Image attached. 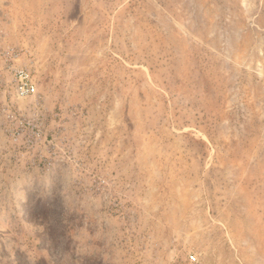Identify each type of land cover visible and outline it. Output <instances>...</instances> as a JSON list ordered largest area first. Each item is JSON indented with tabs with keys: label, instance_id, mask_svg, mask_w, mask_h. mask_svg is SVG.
Segmentation results:
<instances>
[{
	"label": "rangeland",
	"instance_id": "obj_1",
	"mask_svg": "<svg viewBox=\"0 0 264 264\" xmlns=\"http://www.w3.org/2000/svg\"><path fill=\"white\" fill-rule=\"evenodd\" d=\"M0 264H264V0H0Z\"/></svg>",
	"mask_w": 264,
	"mask_h": 264
},
{
	"label": "built area",
	"instance_id": "obj_2",
	"mask_svg": "<svg viewBox=\"0 0 264 264\" xmlns=\"http://www.w3.org/2000/svg\"><path fill=\"white\" fill-rule=\"evenodd\" d=\"M16 88L19 94L26 95L36 92L35 83L26 69H16Z\"/></svg>",
	"mask_w": 264,
	"mask_h": 264
}]
</instances>
